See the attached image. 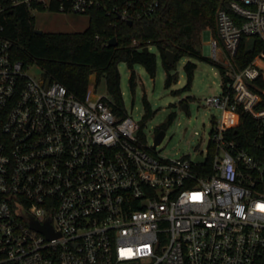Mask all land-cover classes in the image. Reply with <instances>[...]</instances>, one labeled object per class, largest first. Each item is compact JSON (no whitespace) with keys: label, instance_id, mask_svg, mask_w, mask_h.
I'll use <instances>...</instances> for the list:
<instances>
[{"label":"built area","instance_id":"2783aa9c","mask_svg":"<svg viewBox=\"0 0 264 264\" xmlns=\"http://www.w3.org/2000/svg\"><path fill=\"white\" fill-rule=\"evenodd\" d=\"M31 1L0 0V14ZM55 1L86 14L109 0ZM159 3L124 0L113 11L131 21ZM216 30L207 47L224 67L222 92L206 101L223 118L195 158L162 154L109 95L89 87L79 98L32 76L38 65L0 40V264H264V154L238 147L226 121L249 112L264 136V91L251 88L264 78V0H227ZM244 37L262 51L241 68Z\"/></svg>","mask_w":264,"mask_h":264},{"label":"trees","instance_id":"16d2710c","mask_svg":"<svg viewBox=\"0 0 264 264\" xmlns=\"http://www.w3.org/2000/svg\"><path fill=\"white\" fill-rule=\"evenodd\" d=\"M4 1L11 3L12 0ZM226 4L227 0H160L153 14L143 15L130 23L113 11L116 5L124 8V0H109L107 7H98L86 13L90 22L83 32L37 33L31 10H60L55 0H51L49 4L44 2V5L32 0L30 5L24 3L0 14V40L12 41L16 59L26 65L37 64L48 82L64 84L79 98H85L92 82L99 86L104 81L115 108L123 113L125 102L121 89L120 64L125 62L131 69L140 64L155 78L158 57L151 51L154 46L160 51L167 73L166 87H171L179 81L178 62L186 56H201L196 45L199 32L209 29L216 34V13L220 6L226 7ZM113 38H117L116 46L109 45ZM259 42L258 37L243 38L236 55L239 67H246L262 51ZM145 47H150V52H146ZM168 51L175 53L173 64L168 61ZM216 66L224 72L223 65L216 62ZM196 68L197 64L192 61L186 64L188 82L182 92L192 88ZM130 82L135 91V72L132 73ZM251 88L263 93L264 78H258L251 84ZM144 104L146 113L142 127L153 115L147 98H144ZM259 108L264 109V93ZM175 117L174 113L170 114L158 132L166 130ZM227 117L228 136L237 142L238 147L262 156L264 136H260L258 120L245 111L238 113V119L232 115ZM214 152L212 145L206 164L211 162Z\"/></svg>","mask_w":264,"mask_h":264},{"label":"rangeland","instance_id":"374dc122","mask_svg":"<svg viewBox=\"0 0 264 264\" xmlns=\"http://www.w3.org/2000/svg\"><path fill=\"white\" fill-rule=\"evenodd\" d=\"M31 13L36 28L45 32H83L90 22L89 15L85 13L55 12L47 9H32ZM211 33L213 32L209 29L199 32L196 45L201 56L183 57L177 64L179 81L169 88L166 87L167 73L160 51L154 46L151 51L158 57L155 78L140 64H136L133 69L125 62L119 66L125 109L130 116L135 121H142L146 113L144 98L150 103L153 115L146 121L144 128L151 145L155 143L159 127L167 122L170 114H175L174 122L166 129V137L157 147L164 155L174 158L189 155L195 158L199 152L207 150L215 122L223 118V110L208 105L206 101L208 97L221 94L223 82V76L216 66L217 61L207 47ZM189 61L196 63L197 68L192 88L182 92L188 82L185 66ZM133 72L136 73L135 91L132 90L130 82ZM29 73L41 78L43 71L40 66H33ZM90 88L97 92V98L108 96L104 81L99 86L92 82ZM184 104H187L188 110L183 108Z\"/></svg>","mask_w":264,"mask_h":264},{"label":"water","instance_id":"95a60500","mask_svg":"<svg viewBox=\"0 0 264 264\" xmlns=\"http://www.w3.org/2000/svg\"><path fill=\"white\" fill-rule=\"evenodd\" d=\"M131 23V21H130ZM36 32L37 33H43L44 31L43 30H40V29H36ZM118 44V41H117V38H113L112 40H110L109 42V45L111 46H116ZM146 52H150V47H145L144 49ZM167 58H168V61L170 64H173L175 62V53L172 52V51H168L167 52ZM183 108L185 110H188V106L187 104H184L183 105ZM166 137V130H160L157 135H156V138H155V147L158 146L159 144L162 143V141L164 140V138ZM205 159V157H202L201 155L197 156L196 160L198 162H203ZM38 230L40 231H43L44 230H48L49 228H44V227H37Z\"/></svg>","mask_w":264,"mask_h":264}]
</instances>
